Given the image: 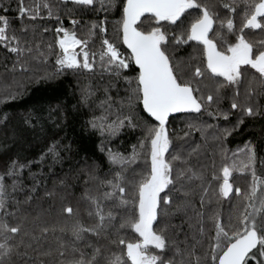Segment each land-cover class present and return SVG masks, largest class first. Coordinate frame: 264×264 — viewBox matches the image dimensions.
I'll list each match as a JSON object with an SVG mask.
<instances>
[{"label":"snow or ice","instance_id":"1","mask_svg":"<svg viewBox=\"0 0 264 264\" xmlns=\"http://www.w3.org/2000/svg\"><path fill=\"white\" fill-rule=\"evenodd\" d=\"M97 2L59 0V5L71 4L76 11L85 12L95 11ZM99 7L105 13L117 10L119 14L115 40L108 37L106 16L99 23L87 25L90 37L101 34L99 53L92 51L88 40L78 38L75 27L72 30L64 27L58 7L45 0L41 3L17 0L16 18L44 19L41 10H46L48 19L55 18L60 23L54 29V44L30 45L23 39L29 28L22 27V36L10 33L8 16L0 14V45L16 54L20 72L30 71L29 59L43 64L55 55L56 70L34 75L32 83L54 87L63 76L95 75L97 71L101 79L105 75L109 77L102 85L104 98L97 103L102 114L86 125L91 133L111 140L125 128L142 129L140 141L133 145L130 155L101 143L100 151L106 154L109 170L100 176L98 166L91 165L79 196L74 185L61 180L48 188L37 179L42 173L29 171L31 194L23 201L30 205L29 209H21V201L15 199L14 193L22 190L23 172L30 168L31 162L5 161L4 171L0 172V264H19L24 257L32 264H177V257L180 264H264V175L257 172L256 144L247 141L238 152L232 153L238 159L206 173L203 167L197 169L190 163L200 145L192 144L187 155H181L184 146L174 148L169 134L170 117L186 114L183 138L188 139L193 131L200 132L204 138L209 129H214V139L220 144L221 155L227 159L224 141L245 123V117L264 115V103L258 99L264 96V91L258 90L264 89V41L257 47L245 35L246 29L264 32V0H222L212 5L203 0H99ZM8 11V6L0 0V12ZM67 11L71 14L73 9ZM69 23L76 26L80 21L72 18ZM48 31L47 27L43 28V32ZM186 45L192 48L193 54L185 61L177 54ZM122 46L129 50L127 55L121 51ZM192 60L199 62L193 65L189 63ZM182 63L191 67L190 75L181 70ZM130 71L134 74L126 75ZM121 80L128 106L142 105L141 111L146 113V117H137L144 120L143 125L120 112L109 119L110 92ZM205 80L214 83L207 92L201 88V85L208 88ZM229 89L230 109L223 111L219 104ZM19 95V92H9L5 102L15 101ZM95 95L96 89L91 84L81 88L80 103L89 105ZM213 105L216 111L211 110ZM61 111L60 106L49 107L46 119L44 109H34L23 117L26 124L33 127L40 124L42 131L45 127L49 129L40 163L50 159L55 165L72 149L71 143L57 139L55 129L63 125L53 119V112L60 117ZM233 113L238 115L230 126L196 122L204 115L216 121L221 118L228 121ZM7 119V115L0 117L3 121ZM49 120H52L51 126ZM141 160L143 167H135ZM260 164L264 166V159H260ZM211 167L215 169V164ZM233 172L250 175L247 191L236 187L234 193L230 182ZM41 187L42 196L36 194ZM197 189L202 208L210 206L213 200L217 204L221 201L231 204L229 198L233 195L239 198L242 207L238 204L231 208L223 222L220 212L213 210L207 217L214 235L206 256H198L193 262V251L189 249L185 255L166 233L170 227L182 229V224L172 225L170 217L183 214L190 222L189 227L201 238L205 236V213L197 212L195 223L188 216L196 203L191 197ZM44 200L49 202L46 207ZM129 229L138 239L124 238ZM113 234L116 238L111 243L120 252L106 254L98 241L109 239ZM65 235H70V239L65 240ZM45 244L49 246L45 248ZM30 250L39 255L34 259ZM40 257L50 259L45 262Z\"/></svg>","mask_w":264,"mask_h":264},{"label":"trees","instance_id":"2","mask_svg":"<svg viewBox=\"0 0 264 264\" xmlns=\"http://www.w3.org/2000/svg\"><path fill=\"white\" fill-rule=\"evenodd\" d=\"M2 2L8 6L9 11L0 14L7 15L10 21L9 32H15L17 36H22V27H28L29 32L23 34V39L34 46L36 43L47 45L49 43L54 44L55 33L54 29L60 26V23L55 18L48 19L46 10H41V15L44 19H37L35 21L27 20L21 21L16 18L17 13V0H2ZM26 3H41V0H25ZM45 2L51 3L54 7H58L59 14L61 16V22L63 26L72 30L75 27L78 38L86 39L89 41V47L92 51L99 53L100 51V35L97 33L95 37L88 35L87 25L92 22H101L107 17V30L108 37L111 40L116 39V21L119 20V14L117 10L108 11L105 13L99 7V0L96 4L95 11L78 12L75 10V6L69 4L67 6H60L59 0H45ZM203 2L212 4H220L222 0H203ZM68 8H72L71 14L67 11ZM236 18V22L240 23ZM75 18L80 21V24L72 26L69 21ZM47 27L48 32H43V28ZM34 29V31H33ZM245 35L250 41L257 47L260 46V42L264 41V32L260 30H245ZM255 50V49H254ZM58 51V48L55 49ZM121 51L126 55L129 50L126 46L121 47ZM193 54L190 46H184V48L177 54L182 60H187L189 55ZM197 56L199 52L195 53ZM17 56L9 52L3 45H0V117L7 115L6 121L0 120V172L4 171V162L11 159H17L21 163H30V168L25 169L23 172V184L22 190L18 189L14 193L15 199L21 201V209H29L30 205L24 204L23 201L26 196L31 193L29 190L32 187V180L29 179V171L32 173H42L37 179L43 181L44 185L48 188H52L53 184L58 181H65L69 185H74V191L77 196L83 191V181L87 178V172L90 170V166L96 164L98 166V175L103 176L108 172L109 166L105 159L106 154L100 151V145L103 144L106 147H110L113 151H119L125 155L131 154L133 145H136L140 141L142 135V129L137 128L131 130L125 128L122 130L119 136L105 140L99 135V133H91L89 128L86 127L87 122L95 116L101 115V109L97 107L99 100L104 98V91L102 85L107 83L109 77L105 75L103 79L99 74V71L95 75L86 74L85 76H63L56 81L54 87L48 85H37L31 82V78L34 75H41L51 73L56 70L55 55L49 56L47 63H39L37 60L29 59L28 66L30 71L22 73L19 71V66L16 65ZM198 60H192L190 64H197ZM16 65V70L13 71V66ZM181 70L185 75L191 74V67H185V64H181ZM254 72V70H252ZM133 72H128L126 75L131 76ZM208 84V88H203L202 91L207 92L214 86L213 81L205 80ZM91 84L96 89V95L89 105H82L80 103L81 88ZM39 88V90H37ZM125 84L123 80L119 83H115L113 89L110 92L112 97V112L109 114V119H114V114L120 112L121 115H131L134 118L135 123L143 125L144 120L137 117H146V113L141 111L142 105L129 107L126 101L127 93L124 91ZM264 91V89H258ZM17 93L20 95L17 100L5 102L7 94ZM261 103H264V96L258 97ZM124 103H121V102ZM231 102V90H226L224 98L219 104V108L223 111L230 109ZM60 106L62 108L60 117L55 116L53 112V119L62 123V128H56L58 133L57 139L62 142L72 144L70 152H65L63 159L52 164L49 159L44 163L39 162L42 151L45 148V137L50 135L48 127L41 130V125L37 124L35 127L24 123L23 117L29 112H33L34 109H44V116L47 119L49 107L56 108ZM212 111H216V106L213 105ZM185 115H178L170 118L169 122V134L173 141V147L178 148L184 146L185 151L181 155H187V150L191 148L192 144L200 145V150L191 158V165L197 169L203 167L206 173H211L216 169H219L221 165L231 163L233 159L239 157H233V152H238L247 141L252 140L256 144L258 149V162L257 172L264 175V166L260 164V159H264V149L261 148L264 145V115L256 118L245 117V123L240 128L233 132V134L224 141V147L227 149V159L221 155V149L219 142L214 139V129H209L204 138L200 132H192V135L188 139H184V131L186 130L187 120ZM196 115V114H193ZM238 113H233L229 116L228 121H224L222 118L219 121L213 120L207 115L201 117L197 123L206 122L209 124H219L221 127L230 126L236 122ZM191 119V116L188 117ZM49 126L52 124V120L48 121ZM171 154V149H170ZM215 164V169L211 167ZM137 168L143 167V160L140 161ZM250 175L241 174L239 172H233L231 181L233 183V189L239 187L242 192L247 191L250 184ZM10 183V182H9ZM213 188L215 183L213 182ZM43 187L37 190V195H43ZM196 203L193 205V209L188 211V216L192 217V223H195L197 219V212L205 213V236L201 238L198 232L194 228L189 227V221L183 214H177L174 217H170L172 225H183L182 229L170 227L166 235L169 239L175 242V246H178L181 250L187 254V251L191 249L193 251L192 260L195 262L198 256H206L208 244L211 242V237L214 235L212 223L207 220L213 210H218L221 215L222 222L226 220L229 210L235 205L242 207L239 198L230 197L232 201L229 204L227 201H221L219 204L213 200V203L202 208L198 203L200 196L197 189L195 194L191 197ZM35 199L32 201L34 205ZM46 207L49 203L47 200L42 201ZM83 207V205H81ZM35 214V210L33 211ZM85 223H88L87 219ZM155 228V225H154ZM178 233V234H177ZM56 235H60L57 233ZM65 240L70 239V235L63 237ZM116 235L113 234L109 239H102L98 241L103 246L105 253H119L120 248L111 243V240L115 239ZM124 238L129 241L138 239L137 234L130 229L124 233ZM52 236L49 235V242H51ZM199 241V243H197ZM94 243H97L93 239ZM49 244H45L47 248ZM30 254L35 259L39 253L31 252ZM40 259L47 262L50 258L40 257ZM19 264H32L28 261L27 257L19 260ZM177 264H180V257H177Z\"/></svg>","mask_w":264,"mask_h":264},{"label":"rangeland","instance_id":"3","mask_svg":"<svg viewBox=\"0 0 264 264\" xmlns=\"http://www.w3.org/2000/svg\"><path fill=\"white\" fill-rule=\"evenodd\" d=\"M192 11H195V10H192ZM238 19H239V17H238ZM237 23V27H239V22H236ZM247 39H248V37H246ZM229 39L230 40H232L233 39V37L232 36H229ZM187 46H189V45H187ZM77 51H79V49H77ZM156 227V226H155Z\"/></svg>","mask_w":264,"mask_h":264},{"label":"water","instance_id":"4","mask_svg":"<svg viewBox=\"0 0 264 264\" xmlns=\"http://www.w3.org/2000/svg\"><path fill=\"white\" fill-rule=\"evenodd\" d=\"M178 115H183V114H175L174 116H178ZM174 116H173V117H174ZM170 118H172V117H170Z\"/></svg>","mask_w":264,"mask_h":264}]
</instances>
